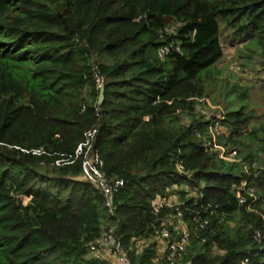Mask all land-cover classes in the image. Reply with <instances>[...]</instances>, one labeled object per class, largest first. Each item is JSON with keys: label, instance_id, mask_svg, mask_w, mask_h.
<instances>
[{"label": "trees", "instance_id": "1", "mask_svg": "<svg viewBox=\"0 0 264 264\" xmlns=\"http://www.w3.org/2000/svg\"><path fill=\"white\" fill-rule=\"evenodd\" d=\"M225 33L264 69V0H0V264H122L99 253L106 239L130 264H168L156 241L137 245L177 193L184 264H264V126L251 128L249 89L227 113L198 110ZM87 141L113 213L76 155Z\"/></svg>", "mask_w": 264, "mask_h": 264}, {"label": "rangeland", "instance_id": "2", "mask_svg": "<svg viewBox=\"0 0 264 264\" xmlns=\"http://www.w3.org/2000/svg\"><path fill=\"white\" fill-rule=\"evenodd\" d=\"M222 40L224 57L215 68L218 71V76L207 86L208 97L203 101V105L198 107V110L207 119L206 114L212 116L215 110L219 109L227 113L231 109L239 108L238 99L236 98L237 88H248L250 99L247 103L254 112L251 128L264 126V88L262 87L264 69L260 63L258 51L247 43L237 42L231 45L230 38L226 33L223 35ZM261 164L264 169V162ZM182 197L179 193L172 194L170 198L171 206L180 204ZM172 218L173 216L167 218L165 222L168 224ZM154 241L152 239L141 241L138 243L137 249L140 251L144 246L154 243ZM103 244L105 245L101 247L99 252L101 255L110 260L119 258L114 242L104 240ZM99 253L95 255H99Z\"/></svg>", "mask_w": 264, "mask_h": 264}, {"label": "built area", "instance_id": "3", "mask_svg": "<svg viewBox=\"0 0 264 264\" xmlns=\"http://www.w3.org/2000/svg\"><path fill=\"white\" fill-rule=\"evenodd\" d=\"M165 32H170V30L166 28ZM169 51L170 49L168 47H162L159 50L160 57L161 58L165 57L166 55H168ZM94 76L96 78V81L98 82L99 88L102 89L103 88V78L100 76V73L95 70ZM206 115L208 119L211 118V116H209L208 114ZM222 116H223L222 113L217 114L216 117L218 119H215L213 121V124L211 125V130L214 135H213V142H211L210 145L216 144L217 136L220 134L219 119ZM215 148H218V147L215 145ZM89 150H90V145H89V141H87V143L81 145L78 148L76 155L78 157L84 154L85 152L86 161L84 163V173L90 182L96 184L101 189V191L107 198V205L109 206L111 213H113L112 202L110 201V196L113 191V186H110L108 184L105 176L95 167L94 163L97 164L99 162V157L96 155L93 157L92 153L89 155L90 153ZM220 150H221L220 155L222 158L227 159L232 162L235 161V157L237 154L236 150H230L228 152L227 150L223 148ZM92 158L94 159V163H92L93 161ZM256 167H257L256 174H258L259 173L258 169L262 170L263 167L259 165L258 166L256 165ZM247 172H249L248 169H247ZM122 184L123 183L121 182H116L115 186H119ZM246 186H247V181H243L241 188L244 189L246 188ZM240 189L238 192V197H239V202L242 204L245 202V199L242 197ZM253 193H254V190L251 189L250 195L253 196ZM180 205L182 204H178L177 205L178 207L171 206L170 200L167 198H159L155 204V207L157 209L164 208V207H167V208L172 207V208H175L176 210V213L173 215L172 220H170L168 224L166 223L167 225L163 229L155 232L153 240L157 242V252H158V257L156 259V262L166 261L168 264H184L183 263L184 255L191 245V234H190L191 229L185 220L184 212L179 207ZM195 220L197 221V223L199 222L197 216H195ZM116 250H117V253L119 254L121 263L130 264L121 251L120 243L116 244Z\"/></svg>", "mask_w": 264, "mask_h": 264}, {"label": "water", "instance_id": "4", "mask_svg": "<svg viewBox=\"0 0 264 264\" xmlns=\"http://www.w3.org/2000/svg\"><path fill=\"white\" fill-rule=\"evenodd\" d=\"M104 101V90L103 88L100 91V95H99V100H98V104L101 105Z\"/></svg>", "mask_w": 264, "mask_h": 264}]
</instances>
